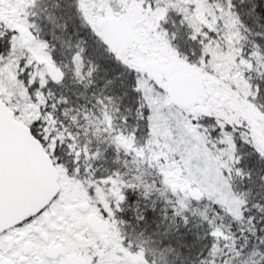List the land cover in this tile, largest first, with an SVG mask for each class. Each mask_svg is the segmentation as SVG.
I'll use <instances>...</instances> for the list:
<instances>
[{
	"label": "snow or ice",
	"instance_id": "1",
	"mask_svg": "<svg viewBox=\"0 0 264 264\" xmlns=\"http://www.w3.org/2000/svg\"><path fill=\"white\" fill-rule=\"evenodd\" d=\"M36 4L0 0V9L21 10L19 22L0 14L7 37L0 44V264H155L121 226L136 192L166 196L177 226L194 216L207 225L211 239L199 264H260L253 258L264 259V31L246 22L234 0H77L84 24L127 71L109 83L135 107L129 127L112 95L97 97L102 116L68 107L66 95L54 98L51 85H64L68 73L55 45L33 30ZM247 11L259 23L264 0ZM172 13L190 29L195 60L175 43ZM69 49L74 76L92 85L89 50L80 42ZM61 105L77 127L87 122L86 135L107 133L117 152L146 163L158 179L120 168L100 173L95 162L107 149L91 136L82 142L60 119ZM136 203L137 219H146L148 208ZM225 218L246 225L241 236Z\"/></svg>",
	"mask_w": 264,
	"mask_h": 264
},
{
	"label": "rangeland",
	"instance_id": "2",
	"mask_svg": "<svg viewBox=\"0 0 264 264\" xmlns=\"http://www.w3.org/2000/svg\"><path fill=\"white\" fill-rule=\"evenodd\" d=\"M235 1H238V3L240 2L242 5L241 12L243 13L246 22L252 25L256 31H264V27H261V25H264V19L257 23L255 19L250 17L248 14L247 9L252 6L253 0H234V3ZM47 4L51 7V10H47ZM75 6L76 0H51V2L50 0H37L36 7L32 9V12L34 13L31 17L34 21L33 30L36 31L40 37L49 40L53 45H55L54 53L56 57L63 62L68 73L65 78L64 85H51L55 94L54 98H58L60 95H66L70 98V104L67 105L68 107L74 108L76 111H81L83 109H86L89 112L95 111L97 116H102L103 106L97 103V97L112 95L116 98V106L120 108V112L116 113V115L120 117L127 115L128 126L132 127L137 122V113L134 105L127 97L121 101L120 96L123 95V89L114 87L109 83V81L113 80L118 73L125 72L124 67L118 62L115 67L114 63H112L113 60L108 57L109 54L106 49L104 50L99 46L92 47V44H94L91 42L92 38H85L83 35H78L77 31L86 32L87 26L85 24L82 25V23L77 25L80 21L76 19L75 13L73 11L70 12L71 14L67 12V10H72ZM20 11L21 10L17 5H13L11 7L0 9V14L8 17L12 22H19L21 19ZM50 17L54 18L55 23H53V19ZM72 21H74L75 28H78L72 32L66 31L67 25H69ZM1 36L2 29H0V37ZM78 42L82 43L83 46L89 50V65L96 66L93 76L94 82L88 87H85L83 83L78 82L77 78L74 76V70L70 61L69 43L75 45ZM186 53H188L193 60H195L198 56V51L196 54H193L191 50ZM225 74H227V72ZM251 75L256 77V73H252ZM125 76H127L126 73ZM58 115L60 116V119L65 120L66 123L71 125L74 132L80 134L79 138L82 142L91 136L93 145H97V143L93 140L95 138L97 140L99 137H96L91 132L87 133V135L85 134V130L89 126L84 119L80 120V124L83 125V128H81L77 127L74 122H71L64 117L63 108H60ZM120 123H122V120ZM100 126L103 127V125ZM146 132V127H143L141 132L138 133L139 142H143ZM102 136H107V133H104ZM105 145V143H102L100 146H104L107 151L100 160L95 162V166L98 168L100 173H104L105 169L120 168L121 171L127 172L129 176L136 173H142L145 179H158V177L155 176V169L150 168L146 163L138 165L137 162L133 160L132 155L125 153L123 150L117 152L115 145H109L108 147ZM62 152L65 160H70V157L67 155V149L64 148ZM125 160L128 161L127 164H125ZM81 164L83 165V161H81ZM210 167L211 165L209 168ZM173 175H176L177 180H179L178 174L173 173ZM205 179H207V175L205 176ZM236 183L240 186L241 190H243L246 182L237 179ZM209 187L213 191H221L219 185L215 182H211ZM73 197H78V193L74 192ZM150 198L151 200H154L156 198L155 193H153ZM162 198H164L163 203L165 206L170 207L166 196ZM200 207L203 208L204 205L201 204ZM154 210L155 209L150 210L151 217L149 218L153 224H151V227L147 228L148 231L147 229H143V231H146L147 233L150 232L149 236L147 234L145 235V232L138 228L136 230L137 236L140 237L142 240L141 242L147 246L148 250L153 247L158 249V252L160 253L159 256L162 257L164 264H180L182 262L181 259L186 258L184 253L186 254V245H189L190 241L188 242L187 238H185V240L181 239V235L184 234V231L179 230V228L184 227L187 232L188 227H190V240H192V238L196 235H200L203 231L206 232L207 225L201 224L199 220H197L199 216H194L191 223L188 224L189 226L184 225L183 222H181V225L179 224V226H177L172 219V215H167V217H164L163 219L158 216L159 212H155ZM208 211H210V213L213 211L215 212L212 208H209ZM133 236L136 237V235ZM144 236H146L145 239H143Z\"/></svg>",
	"mask_w": 264,
	"mask_h": 264
},
{
	"label": "trees",
	"instance_id": "3",
	"mask_svg": "<svg viewBox=\"0 0 264 264\" xmlns=\"http://www.w3.org/2000/svg\"><path fill=\"white\" fill-rule=\"evenodd\" d=\"M6 39H7V37L4 35V30L2 29V36L0 37V44H3L4 42H6ZM63 107L64 106L61 105L60 108L62 109ZM81 128H83V127H81ZM93 141H95L99 145H102V143H105L106 147H108L110 145L109 142L107 141V139H105L103 136L97 138V140L95 138ZM102 147L104 148V146H102ZM154 193L156 195V198L154 200H151V198H150V200L149 199H145L143 196L140 195L139 192L134 193L132 195V198L129 201L128 205H126L124 213H122L123 218H125L128 221H130L131 223H136V222H141V221H144V220H149V218L151 217V213H150V210L152 209L151 205L153 203L155 204V210L154 211L155 212H159L158 216H160L161 218L164 219V217L166 218L167 215H171V213H172L171 206L167 207L163 203L164 198H162V197H164V195H161L160 192H154ZM137 200L140 201V204H139L140 210H143L144 208H148L147 218L144 219V220H138L137 219V215H138L137 203H136ZM211 213L215 214L214 211L211 212ZM197 220H199V218ZM181 222H180V225H181ZM221 222L225 223V224L231 223V225H232L231 231L233 233H235V235L237 237L241 236V228L242 227H246V225L242 226L239 223L232 222L230 218H225ZM138 227H139L138 229L142 228V226H138ZM179 230L184 231V234L181 235V239L184 240L185 238H187L188 242L190 241L189 245H186L187 246V249H186V254L187 255L184 253L186 258H184V259L182 258L181 259L182 260V264H193L194 261L196 262V264H199V261L201 259V255L202 254L205 255V256L207 255L206 245H208L209 242H210V239H211L210 234L206 235L205 234L206 232L203 231L204 233L202 232L200 235H196L195 237L192 238V240H190L191 239V237H190V235H191L190 227H188L187 232L185 231L186 228H184V227H180ZM206 231H207V228H206ZM252 243L255 244L256 241L253 239ZM225 251H227V249H225ZM217 259L219 260L220 258L217 257ZM253 259L254 260H259L260 264H264V259H261L259 254H257V256L254 257ZM250 264H251V262H250Z\"/></svg>",
	"mask_w": 264,
	"mask_h": 264
},
{
	"label": "flooded vegetation",
	"instance_id": "4",
	"mask_svg": "<svg viewBox=\"0 0 264 264\" xmlns=\"http://www.w3.org/2000/svg\"><path fill=\"white\" fill-rule=\"evenodd\" d=\"M50 2H51V0H50ZM235 3L237 5V7L239 8V10L241 11L242 5L240 4V2L238 3V1H235ZM47 10H51V7L48 4H47ZM71 11H73L75 13L76 19L78 21H80V22L77 23V25H79L80 23H82V25H84L83 18L80 15V13L78 11V8H77V0H76V6L74 8H72V10L71 9L67 10V12L69 14H71L70 13ZM74 25H75L74 21L69 23V25H67L66 31H71L72 32L73 30H76V28H78V27L75 28ZM168 26L172 29V31H175V32L178 33V36H177V38L175 40V43L179 46V48L181 49L182 52H187V51H190V50L192 51L193 47H198L197 45H194L189 40L188 35H189L190 29L187 27V25H182L179 22V17H178V15L176 13H172V16H170L169 21H168ZM86 30H87L86 32H82V31L78 32L77 31V33H78V35H83L85 38L86 37L92 38L91 42L94 43V44H92V47L93 46H95V47L99 46V47H101L102 49L105 50V47L102 45V43L99 41V39L95 36V34L91 32L90 28L87 27ZM64 33H65V31H64ZM112 60H113L112 63H114V66L116 67V63L117 62L114 59H112ZM125 73L127 75V71L126 70H125ZM67 160L68 159H66V161ZM73 198L77 199L78 197H73ZM121 219H122V222H123L121 226L124 228V230L128 234V239L133 241L135 246H139V245L143 244L141 242L142 240L140 239V237L137 236V231L136 230H137V228H139L138 226H142L141 229L143 231V229H147L148 227H151V224H153V222H151L150 220H144V221H141V222L131 223L130 221H128L125 218H123V216H121ZM147 231H148V229H147ZM143 232H145L144 234L145 235L147 234L148 236L150 234V232H148V233L146 231H143ZM133 235H136V237L133 236ZM145 238H146V236H144L143 239H145ZM144 246L147 248V246L145 244H144ZM148 255H149L150 259L155 261V264H164V262L162 260V257L159 256L160 253L158 252L157 248H155V247L150 248V250L148 251ZM180 264H182V262Z\"/></svg>",
	"mask_w": 264,
	"mask_h": 264
}]
</instances>
